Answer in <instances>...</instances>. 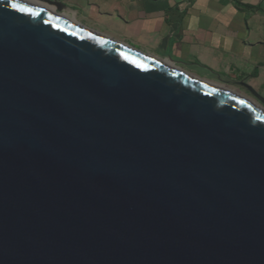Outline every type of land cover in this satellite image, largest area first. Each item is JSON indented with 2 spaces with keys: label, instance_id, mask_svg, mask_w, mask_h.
<instances>
[{
  "label": "water",
  "instance_id": "1",
  "mask_svg": "<svg viewBox=\"0 0 264 264\" xmlns=\"http://www.w3.org/2000/svg\"><path fill=\"white\" fill-rule=\"evenodd\" d=\"M240 85L0 0V264H264V97Z\"/></svg>",
  "mask_w": 264,
  "mask_h": 264
},
{
  "label": "crops",
  "instance_id": "2",
  "mask_svg": "<svg viewBox=\"0 0 264 264\" xmlns=\"http://www.w3.org/2000/svg\"><path fill=\"white\" fill-rule=\"evenodd\" d=\"M51 1L78 23L182 71H204L248 96L244 82L264 97V0Z\"/></svg>",
  "mask_w": 264,
  "mask_h": 264
},
{
  "label": "rangeland",
  "instance_id": "3",
  "mask_svg": "<svg viewBox=\"0 0 264 264\" xmlns=\"http://www.w3.org/2000/svg\"><path fill=\"white\" fill-rule=\"evenodd\" d=\"M80 24H82V25H84V26H86V27H88V28H90V29H92V30H95V31H97L98 33H101V34H104V33H102V32H100L98 29H96V27H93V26H95V25H93L92 26V24H86V23H80ZM100 30H102V29H100ZM186 72V71H185ZM187 73H189V72H187ZM189 74H192V75H195V76H199V77H206V78H208V79H212V80H218V82L220 81V79L218 78V77H213V76H211L210 74H208V73H206V72H202V71H198L197 73H189ZM221 81H222V79H221ZM239 89V88H238ZM243 89V88H242ZM244 90V89H243ZM245 92V91H244ZM249 96V95H248ZM247 96V97H248Z\"/></svg>",
  "mask_w": 264,
  "mask_h": 264
},
{
  "label": "trees",
  "instance_id": "4",
  "mask_svg": "<svg viewBox=\"0 0 264 264\" xmlns=\"http://www.w3.org/2000/svg\"><path fill=\"white\" fill-rule=\"evenodd\" d=\"M237 5H242L241 3H239L238 1L236 0H233ZM249 8H252V9H255L256 7H249Z\"/></svg>",
  "mask_w": 264,
  "mask_h": 264
}]
</instances>
